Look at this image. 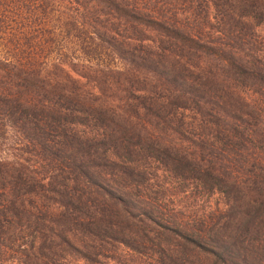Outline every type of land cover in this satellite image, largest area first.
<instances>
[{"label":"trees","instance_id":"obj_1","mask_svg":"<svg viewBox=\"0 0 264 264\" xmlns=\"http://www.w3.org/2000/svg\"><path fill=\"white\" fill-rule=\"evenodd\" d=\"M0 264H264V0H0Z\"/></svg>","mask_w":264,"mask_h":264},{"label":"rangeland","instance_id":"obj_2","mask_svg":"<svg viewBox=\"0 0 264 264\" xmlns=\"http://www.w3.org/2000/svg\"><path fill=\"white\" fill-rule=\"evenodd\" d=\"M216 198V196H213V198L212 199H215Z\"/></svg>","mask_w":264,"mask_h":264}]
</instances>
